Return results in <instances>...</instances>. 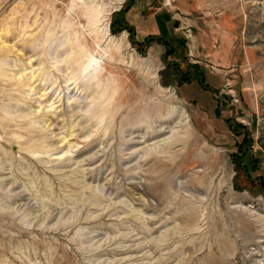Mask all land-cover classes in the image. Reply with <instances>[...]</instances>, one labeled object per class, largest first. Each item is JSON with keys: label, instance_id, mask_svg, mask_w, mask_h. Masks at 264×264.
Wrapping results in <instances>:
<instances>
[{"label": "rangeland", "instance_id": "rangeland-1", "mask_svg": "<svg viewBox=\"0 0 264 264\" xmlns=\"http://www.w3.org/2000/svg\"><path fill=\"white\" fill-rule=\"evenodd\" d=\"M87 1L0 0V264H264V0Z\"/></svg>", "mask_w": 264, "mask_h": 264}, {"label": "bare ground", "instance_id": "bare-ground-1", "mask_svg": "<svg viewBox=\"0 0 264 264\" xmlns=\"http://www.w3.org/2000/svg\"><path fill=\"white\" fill-rule=\"evenodd\" d=\"M93 2L90 0V1H87L85 4H84V11L82 12V14L85 16V18L87 19V21L89 22V24L91 25V27H93V28H91V31L93 32V34H97V36H94L93 34H90V35H93L95 38H97V44H99V43H101L102 42V40L103 39H105L106 38V35H105V33L104 32H102V31H100L99 29H97L96 28V26L95 25H97L98 23H99V21H100V15L102 14V9H100V8H98V7H95V6H93V4H92ZM90 38V37H89ZM92 39V38H91ZM80 41V40H79ZM90 44V43H89ZM88 44V45H89ZM93 44H95V42L93 43ZM109 45H107V47H105L103 50H100V52L102 53V55L98 58V57H96V56H94V55H92L91 53H93L92 52V50L88 47V46H82V43L80 42V46H79V50H76L75 48H73V47H71V52H70V56H71V60H74V66H75V69H76V71H77V73H72V77L70 78V76H69V78L70 79H66V81H70L71 79H76V81H75V83L76 82H81V83H83V84H90V83H92V82H96V80L100 77V75H101V73H102V70H103V65L102 64H100V60L101 59H103V57L106 55V53H107V49L106 48H110V46H113L114 44L113 43H108ZM100 45H102V44H100ZM116 45V44H115ZM90 46V45H89ZM94 46V45H93ZM119 45H116V46H114V48H115V50H119ZM84 48H88V51H87V53L86 52H84L85 50H84ZM98 48V47H97ZM100 48V47H99ZM91 52V53H90ZM74 55V56H73ZM73 62V61H72ZM68 64H69V62H68ZM68 64H66V67H67V71H69L70 70V64H69V66H68ZM73 66V65H72ZM72 68V67H71ZM74 69V70H75ZM58 70H61V69H58ZM73 70V71H74ZM72 72V71H71ZM75 72V71H74ZM152 82V81H151ZM97 83V82H96ZM155 85V84H154ZM155 90H156V88H155ZM158 91H159V89H158ZM158 91H155V92H158ZM160 93V92H159ZM161 94V93H160ZM159 94V95H160ZM153 96V95H152ZM154 97H156V95L154 96ZM159 96H157V98H158ZM169 97V96H168ZM152 98V97H151ZM156 98V99H157ZM171 98V97H170ZM173 99V98H172ZM138 100V99H137ZM154 100V99H153ZM175 100V99H174ZM131 101H133V100H131ZM158 101H160V100H158ZM162 101V100H161ZM166 102H168V101H166ZM172 102V101H171ZM171 102H169V103H171ZM172 104V103H171ZM171 104H169V105H171ZM167 106H168V104H167ZM172 106H173V104H172ZM171 106V107H172ZM170 107V106H169ZM133 108V107H132ZM177 108V107H176ZM170 109V108H169ZM174 111H176V110H174ZM176 112H178V111H176ZM180 112V111H179ZM182 112V111H181ZM184 112V111H183ZM165 113H166V111H165ZM161 114V113H160ZM159 114V115H160ZM153 115H155V114H153ZM158 115V116H159ZM162 116H159V117H163V114H161ZM174 115H173V113H170L166 118H168V119H170V120H174V117H173ZM155 118H156V116H155ZM165 118V117H164ZM176 118V117H175ZM163 119V118H162ZM179 119H182V117L181 118H179ZM165 120V119H164ZM169 120V121H170ZM147 121V120H146ZM162 120H160V122H161ZM165 121H168V120H165ZM175 121V120H174ZM148 122V121H147ZM171 125V124H170ZM189 131V130H188ZM187 131V132H188ZM188 135H190L189 133H188ZM191 137V136H190ZM184 138V137H183ZM193 144H195V145H199L200 144V141H198V140H196V141H194V143ZM199 147H201V146H199ZM205 149H207V147H204L203 148V152L201 151V153L198 155V157L200 158L199 160H201V159H205V158H207V154H206V150ZM219 166V165H218ZM212 171V170H211ZM211 171H209V172H207L206 170L205 171H202L203 173H204V183H207L208 181L207 180H209V175L213 172H211ZM216 173V172H215ZM215 175V174H214ZM212 178V177H211ZM203 183V184H204ZM215 184V183H214ZM218 185V184H217ZM219 185H220V183H219ZM203 187H204V189L205 190H208L209 189V186H205V184L204 185H202ZM220 187V186H219ZM218 188V187H217ZM208 192V191H207Z\"/></svg>", "mask_w": 264, "mask_h": 264}, {"label": "trees", "instance_id": "trees-1", "mask_svg": "<svg viewBox=\"0 0 264 264\" xmlns=\"http://www.w3.org/2000/svg\"><path fill=\"white\" fill-rule=\"evenodd\" d=\"M119 21H120V27L123 26L124 29L127 28V29L131 30V32L133 31V34H134V30L132 29V27L129 26V24H128L127 20H126L125 14L123 15V17L120 18ZM162 38L163 37H161V39ZM163 40L166 41L167 44L169 43L166 39L163 38ZM169 46H170L171 49H173V46H171V45H169ZM201 79H203V78H201ZM216 113H219V108H217ZM238 127H242L243 128L244 126L242 124H238ZM238 147H239L238 153L234 155L235 159H237V162L236 163H237L238 166L239 165L240 166L242 165L246 169V171L248 172L249 171L248 170V167H247L246 164H244V159L246 158V156L248 154V151L246 150V147L244 146V143L239 144ZM248 148L251 149V146H249ZM256 161L257 160L250 161L253 168L256 167Z\"/></svg>", "mask_w": 264, "mask_h": 264}]
</instances>
